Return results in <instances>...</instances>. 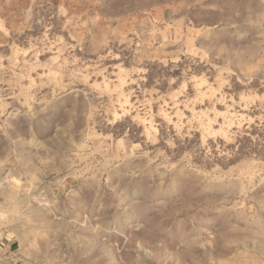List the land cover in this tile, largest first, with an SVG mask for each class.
Listing matches in <instances>:
<instances>
[{
    "label": "rangeland",
    "instance_id": "obj_1",
    "mask_svg": "<svg viewBox=\"0 0 264 264\" xmlns=\"http://www.w3.org/2000/svg\"><path fill=\"white\" fill-rule=\"evenodd\" d=\"M8 239L22 264H264V0H0Z\"/></svg>",
    "mask_w": 264,
    "mask_h": 264
},
{
    "label": "crops",
    "instance_id": "obj_2",
    "mask_svg": "<svg viewBox=\"0 0 264 264\" xmlns=\"http://www.w3.org/2000/svg\"><path fill=\"white\" fill-rule=\"evenodd\" d=\"M18 242L13 240L0 241V260L10 264H22V259L18 254Z\"/></svg>",
    "mask_w": 264,
    "mask_h": 264
},
{
    "label": "bare ground",
    "instance_id": "obj_3",
    "mask_svg": "<svg viewBox=\"0 0 264 264\" xmlns=\"http://www.w3.org/2000/svg\"><path fill=\"white\" fill-rule=\"evenodd\" d=\"M178 118V117H177ZM175 121V120H174ZM177 123V122H176Z\"/></svg>",
    "mask_w": 264,
    "mask_h": 264
}]
</instances>
